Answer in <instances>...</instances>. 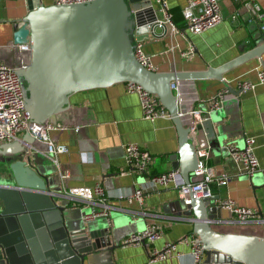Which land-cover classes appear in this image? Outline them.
Masks as SVG:
<instances>
[{
    "label": "crops",
    "instance_id": "0c3cea01",
    "mask_svg": "<svg viewBox=\"0 0 264 264\" xmlns=\"http://www.w3.org/2000/svg\"><path fill=\"white\" fill-rule=\"evenodd\" d=\"M187 0H166L167 11L180 10ZM246 0H218L221 22L199 34L184 29L173 31L165 23V32L160 37L147 35L141 42L143 52L150 58L154 71L201 70L223 64L256 43V37L264 30V0L256 2L263 13L258 21L247 12ZM153 7L156 5L151 0ZM244 2V4H243ZM43 5H51L55 0H40ZM27 13L26 0H0V46L11 42L12 22ZM183 19L182 14L176 15ZM158 17L163 16L158 12ZM172 23V22H171ZM160 30L155 29V35ZM189 47L192 54L184 57L181 53ZM0 57L11 64L12 55L0 50ZM264 70V53L260 59H251L222 75L223 80L180 81L181 104L183 108L195 106L205 113L207 99L225 86L234 87L238 79L256 83L253 89L239 94H226L222 107L210 113L213 140L198 125L199 138L192 139L197 148L198 160L210 168L213 177L225 174L226 184L216 181L209 183L210 195H217V202L230 198L235 204L251 208L257 218H264L263 176L259 170L247 175L241 166L229 158L221 149L225 141L242 147L245 137L253 139V153L259 162L264 161V83L257 81V71ZM69 107L53 117L49 123L63 128H54L48 135L55 143L66 145L67 152L55 156V163L42 152L29 156L30 164L39 171L52 173V189L61 192L71 186H92L99 182L106 194L107 214L100 218L114 224V242L117 246L109 255L97 253L91 264H190L192 258L186 245L178 244L177 252L164 260L149 261L143 245H122L121 240L131 232L139 231L146 225L156 223L162 226L163 234L153 241L159 248L164 242H174L187 232H191V218L183 213L174 187L158 188L143 197L141 204L128 203L125 195L138 185L144 176L124 170L123 148L132 142L146 149L152 157L149 173L170 170L168 155L177 149V134L170 118L145 120L141 117L137 96L127 93L123 83H113L106 87L74 92L69 96ZM203 105V108L199 106ZM201 113V114H202ZM209 114H205L208 117ZM186 127L187 119L181 118ZM196 132V135H197ZM22 133L17 140H21ZM33 146L43 149V145L33 141ZM203 150L206 153H199ZM4 169V164H0ZM67 172L61 179L59 173ZM4 178V177H3ZM75 217L88 214L90 204L68 201ZM65 204V200L62 201ZM101 210L98 204L94 207ZM220 223L212 225L219 232L232 231L264 236V225L257 222L238 224L231 221L227 211L221 210ZM86 264V262H84Z\"/></svg>",
    "mask_w": 264,
    "mask_h": 264
},
{
    "label": "water",
    "instance_id": "95a60500",
    "mask_svg": "<svg viewBox=\"0 0 264 264\" xmlns=\"http://www.w3.org/2000/svg\"><path fill=\"white\" fill-rule=\"evenodd\" d=\"M27 13L12 22L15 44L28 46V62L15 71L24 82V108L33 123H45L69 107L77 91L132 82L153 93L167 110L177 134V149L168 155L171 170L184 183L192 180L198 159L187 127L178 116L170 82L222 80L229 70L264 53V38L251 48L216 67L201 70L154 71L134 56L133 41L148 34L160 37L165 24L151 0H90L83 3L43 5L26 0ZM160 30L155 35V29ZM227 86V85H226ZM228 94L239 90L227 86ZM208 117L200 122L206 138L213 140ZM34 139L0 144V264H91L93 256L117 246L114 224L75 217L68 200L52 189L50 168L45 173L30 164L26 153ZM4 177V178H3ZM183 213L191 218L198 237V264H264V236L232 231L219 232L221 209L217 195L194 198ZM65 200V204L62 201ZM182 204V202L179 200ZM75 214V215H74ZM103 216V215H102Z\"/></svg>",
    "mask_w": 264,
    "mask_h": 264
},
{
    "label": "built area",
    "instance_id": "2783aa9c",
    "mask_svg": "<svg viewBox=\"0 0 264 264\" xmlns=\"http://www.w3.org/2000/svg\"><path fill=\"white\" fill-rule=\"evenodd\" d=\"M40 2V0H37ZM90 0H55V4L83 3ZM157 13L163 16V22H167L173 31H178L171 23L167 12L166 0H153ZM238 1V0H233ZM247 1V2H246ZM245 6L250 15L260 21L263 18V13L260 11L258 4L252 0H246ZM244 4V2H243ZM181 14L185 22L184 30L192 34H199L208 30L221 22V14L219 10L218 0H187L181 8ZM165 24V23H164ZM258 28L264 30V25L259 24ZM264 38L263 35L260 36ZM0 50L12 55V63H5L0 57V144L17 140L22 133H28L34 141L43 145V149L30 145L27 147L26 153L22 155L31 156L33 152H42L52 162L55 161V156L67 152L66 145L55 143L50 139L48 131L54 128H63L62 126H54L48 122L33 123L24 108V82L16 73L18 67H24L28 62V46L24 43H13L12 41L0 46ZM133 53L135 58L147 69L153 70L150 58L143 52L140 41H133ZM184 57H189L192 54V48L189 47L181 53ZM257 81L264 83V70L257 71ZM223 80V78H222ZM124 90L127 93H132L137 96L141 117L145 120H154L157 118H169L167 110L160 104L158 98L153 93H149L141 88L140 85L132 82H123ZM256 83L238 79L235 81L234 90L244 92L254 88ZM170 87L176 97L178 106V116L180 119L185 117L191 140L196 136L197 127L200 122L205 119V114L213 110H218L222 107L224 96L228 94V89L225 84L223 88L214 92L207 99L206 112L195 106L183 108L180 106L182 97L180 92V81L170 82ZM202 113V114H201ZM223 152L235 162H237L247 175L259 170L263 176L262 190L264 194V161L259 164L253 153L252 137H245L242 147L236 146L230 141H225L221 145ZM199 153H206L201 150ZM196 155L198 153L196 151ZM198 159V157H197ZM152 157L149 152L136 143L129 142L123 148L124 170L132 171L144 176L142 181L126 193L125 199L128 203L133 201L141 204L143 197L150 191H154L163 187H174L177 190L178 198L182 205L186 206L190 203L189 192L194 198H203L210 195L209 183L216 181L219 185L226 184L228 177L221 174L219 177L211 175L210 168L206 167L198 160L195 170L192 172V180L189 183H184L179 172L170 169L160 173H149L148 169L151 164ZM61 179L67 177V172L59 173ZM60 194L68 201H80L90 204L92 209L88 214L82 216L84 220H89L96 215L107 214L108 205L106 203V194L99 182L92 186H71L64 188ZM102 206L101 210L94 208L96 205ZM221 210H225L234 219L231 221L238 224H250L257 222L264 225V218H257L256 211L251 208L238 206L230 198H225L217 202ZM220 221V219H218ZM163 234L161 225L152 223L146 225L139 231H134L126 235L120 242L122 245H143L146 248L149 261L164 260L171 255H182L177 252L178 244L186 245L189 248V254L192 258L190 264H198L201 255V247L198 237L191 231L182 235L174 242H164L161 247L155 248L152 246L154 240L160 238Z\"/></svg>",
    "mask_w": 264,
    "mask_h": 264
},
{
    "label": "trees",
    "instance_id": "16d2710c",
    "mask_svg": "<svg viewBox=\"0 0 264 264\" xmlns=\"http://www.w3.org/2000/svg\"><path fill=\"white\" fill-rule=\"evenodd\" d=\"M168 14H169V18H170V21L172 22V24L177 28V29H184L185 27V22L184 20L180 17L177 18V14L180 15L181 12L180 10H170V11H167Z\"/></svg>",
    "mask_w": 264,
    "mask_h": 264
},
{
    "label": "rangeland",
    "instance_id": "374dc122",
    "mask_svg": "<svg viewBox=\"0 0 264 264\" xmlns=\"http://www.w3.org/2000/svg\"><path fill=\"white\" fill-rule=\"evenodd\" d=\"M202 106H203V105H200L199 107H200V108H203ZM199 133H200V132L198 131V132H197V135H196V139L199 138ZM0 164H1V163H0Z\"/></svg>",
    "mask_w": 264,
    "mask_h": 264
}]
</instances>
